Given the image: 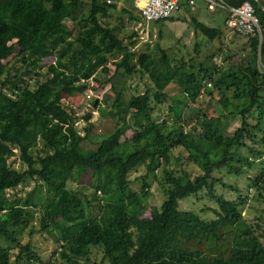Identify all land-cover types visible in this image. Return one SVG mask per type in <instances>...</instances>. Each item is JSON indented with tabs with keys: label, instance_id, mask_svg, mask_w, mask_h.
Segmentation results:
<instances>
[{
	"label": "trees",
	"instance_id": "16d2710c",
	"mask_svg": "<svg viewBox=\"0 0 264 264\" xmlns=\"http://www.w3.org/2000/svg\"><path fill=\"white\" fill-rule=\"evenodd\" d=\"M250 1L261 40L254 34L239 56L232 51L220 64L204 65L175 62L158 41L131 62L135 51L123 43L120 25L99 17L116 8L106 0H0V264L10 263L13 247L14 264H59L44 261L31 240L20 241L35 210L40 228L30 233L46 231L68 264H264L262 214L253 220L245 215L254 186L264 197V164L248 177V189L214 172L226 167L241 173L264 157V0ZM128 16L138 17L131 10ZM194 24L209 38L221 31ZM112 47L122 58L107 76L105 50ZM186 63L191 77L182 71ZM134 74L149 82L127 94L126 78ZM89 78L114 80L115 91L111 126L104 125L93 147L83 144L94 127L92 112L83 116L87 125L80 131L74 110L61 101L65 93L88 92ZM176 78L180 97L167 92L179 84ZM214 88L222 109L210 115L198 107L194 118H184L188 100L215 98ZM91 100L96 107L98 97ZM166 100L168 112L154 116ZM226 116L239 121L233 129ZM184 161L200 170L190 173ZM141 164L145 172L131 177ZM83 174L91 177L90 191L68 185ZM149 176L158 178L164 198L147 210ZM30 180L35 183L23 195H7ZM138 180L136 190L131 184ZM192 196L217 207L179 206ZM207 209L212 214L204 215ZM83 230L92 236L83 238Z\"/></svg>",
	"mask_w": 264,
	"mask_h": 264
},
{
	"label": "rangeland",
	"instance_id": "374dc122",
	"mask_svg": "<svg viewBox=\"0 0 264 264\" xmlns=\"http://www.w3.org/2000/svg\"><path fill=\"white\" fill-rule=\"evenodd\" d=\"M196 3L198 4V6L194 8L199 9V11H201L198 14V17L202 20H204V18L213 13L211 10L207 9L206 3L204 1L197 0ZM122 7H127V10L119 9L120 7L117 6V8H110L109 13L107 15H99V17L102 21H108L110 24L120 25L122 29L120 32V36H123V43L127 44L131 51H135V53L130 58L131 62L136 61L139 51H151L154 48V45L151 44L152 41H158L159 45L165 48L169 55L176 59L175 62H179L180 59H183L184 61H187V63L191 61L193 64L202 61L204 65L210 64L214 60L217 61L216 56L219 55L218 51L220 47L221 49H223L222 56L227 53L231 54L230 52L232 51H237L239 56L240 53H243L247 48V38L243 35H237L233 30H230L226 26L224 27L221 36H216L213 39H209L207 36H205L203 33H201L195 28L194 21L188 17L189 11L186 9H181L178 11L179 16H181L180 18H177L175 15H173L168 18H162V20L160 19L157 21H148L149 23H146V21L140 19L138 8L131 7L128 1H126V3L122 5ZM130 10L134 15H137L138 17L130 18L128 16V11ZM185 17L187 18L186 20H184ZM219 18L220 16H218V19ZM204 21L208 20L205 19ZM212 25L223 26V23L222 20L219 19L216 21V23L214 22V24ZM175 26H179L178 30H175ZM159 29L161 31V35L158 34ZM175 33L180 34V36L175 35ZM105 56L107 57V66L109 68L107 74L108 76L113 73V70L115 68V62L119 61L122 58V55L118 53L114 47H112L110 50H105ZM190 57H192V60H190ZM50 60V58H45L44 63H47ZM187 63L182 67V71L185 74L187 73V75L191 77ZM43 69L44 68H42V70ZM98 74L99 71L96 73V75ZM33 78L34 77L32 76V78L29 79L33 80ZM145 81H148L146 76L140 78L137 74H134L132 76L127 77L125 92L127 91L126 93L129 94L142 90L144 88L143 85ZM174 81L179 82L180 80L176 78L174 79ZM89 82L90 90H88V92L77 91L71 95L65 93L63 94L61 101L68 109L71 108L74 110L76 115L75 123L80 131H83V126L87 125V121L83 116L88 111L92 112V116L89 118V120L93 122L94 127L88 133L87 138L83 140V144L86 147H93L96 145V140L100 139L105 134L104 125L107 124L108 126H111V120L109 119L108 111L112 106L115 91L111 87V84L112 82L114 83V80H111L110 84V82L107 80H105V82H98L94 78H89ZM213 91L215 98L213 96L210 98V96L207 95V99L204 102H201L203 99L202 97H200L198 101H195L193 103L191 100H188L189 104H186L187 107L183 113L184 118H190V114H193L191 119L194 118L196 114L195 109L198 107H204L203 110L210 115L217 114L222 109V107H220L219 103L216 100V95L218 96L217 90L214 88ZM167 92L169 93V95H177V97H180V82L179 84L175 83V85L169 88ZM93 96H96L99 99V103L96 107L93 106L91 100ZM208 97L211 100H209ZM167 106L168 101L166 100V102L162 104L159 109L154 108L153 115H165L168 112ZM223 119L224 123L226 125H229L228 127H230V129H233V127H235L236 124L239 122L237 118L234 119L230 116H226ZM137 123H139V121H137ZM260 161H262V163H260ZM255 162L256 164H254L253 166H244L241 173L228 171L226 167L216 169L214 172L217 176H221L224 182L231 183L233 186L237 185L239 189H248L250 185L248 177L252 176V174L259 171L260 165L264 164V157L256 158ZM184 163H186L185 165L190 170V173H193L197 171V169H199L198 166L193 162L187 163L184 161ZM15 165L21 166L18 160L15 161ZM144 172L145 167L143 164H141L137 167V169L132 170L130 172V176L135 177V175H139ZM156 175L157 177L161 175L160 169L156 171ZM78 180V182L70 180L68 182V185L72 188L79 186L84 192L91 190V188H89L91 177L88 174H83L81 177H79ZM148 182L150 193L146 197L147 203L145 205L148 207L147 210H149L150 205H159L164 198V193L158 183V178L149 176ZM34 183V180H30L27 184H19L16 188L8 189L7 195H23L26 189L31 188ZM131 185L134 189L139 190L141 181H135ZM202 198L203 196H200L199 198L194 196L182 198L180 199L179 206L182 208H197L199 210H201L202 207H217L216 202L211 201L208 198ZM250 198V204L246 209L245 215L250 216L251 220H253L257 219L259 214H262V217L258 219L259 222L264 225V197L259 196V193L256 191L255 186L254 193L250 196ZM203 214H212V211L207 209L203 211ZM38 215V210H35V216L31 224H29L21 232L20 241L26 242L28 240H31L33 247L40 253L44 261L51 259L55 263L68 264L66 262H62L61 259L54 252L58 244L54 242V240L46 231L41 230V232L37 231L30 233L31 228H35L36 230L40 228ZM82 234L83 238L88 236L90 237L92 236V231L83 230L81 232V236ZM17 252L18 248L13 247L11 250L12 255L10 257L9 264H14V257ZM98 256V251L93 250L92 257Z\"/></svg>",
	"mask_w": 264,
	"mask_h": 264
},
{
	"label": "built area",
	"instance_id": "2783aa9c",
	"mask_svg": "<svg viewBox=\"0 0 264 264\" xmlns=\"http://www.w3.org/2000/svg\"><path fill=\"white\" fill-rule=\"evenodd\" d=\"M209 9L222 8L227 12L226 25L246 38L256 34L261 40V24L250 0L239 5H231L225 0H204ZM194 4L197 0H188ZM182 6V0H144L139 6V14L145 20H157L175 15ZM210 84V81H206Z\"/></svg>",
	"mask_w": 264,
	"mask_h": 264
},
{
	"label": "crops",
	"instance_id": "0c3cea01",
	"mask_svg": "<svg viewBox=\"0 0 264 264\" xmlns=\"http://www.w3.org/2000/svg\"><path fill=\"white\" fill-rule=\"evenodd\" d=\"M106 1H108V2H111V3H114V4H116V8H117V6L118 7H121L123 4H125L126 3V1H128L129 2V5L131 6V7H134V8H138V11L140 10V5L143 3V1L144 0H106ZM116 1V2H115ZM202 1H204V0H202ZM205 3H206V1H204ZM202 3V2H201ZM198 6V4L197 3H194V4H189V2H188V0H182V6H181V8L179 9V10H181V9H186V10H188L189 11V14H188V17L191 19V20H193L194 22L196 21V20H199V21H203V22H205V23H207V24H209V25H211V26H216V25H212V24H214V22L216 23V21L217 20H222V23H223V26H216V27H218V28H220L221 29V31L218 33V34H216L214 37H216V36H221L222 35V33H223V30H224V27L226 26L227 28H229L227 25H226V22H225V19H226V15H227V12L224 10V9H222V8H216V9H214V10H212V9H209L208 7H207V3H206V7H207V9L208 10H211L213 13L211 14V15H209V16H207L206 18H204V20L205 19H207L208 21H204V20H202L201 18H199L198 17V14L201 12V11H199V9H196V8H194V7H197ZM111 8H113V7H111ZM194 8V9H193ZM179 12H177L176 14H175V16L177 17V18H180L181 16H179V14H178ZM218 16H220V18L218 19ZM139 17H140V14H139ZM173 18H175V17H173ZM140 19H142L141 17H140ZM161 20H162V18H160ZM160 19H157V20H160ZM187 18L185 17V19L184 20H186ZM142 20H144V21H146V23H149L148 21H157V20H145V19H142ZM179 22V21H178ZM209 22V23H208ZM180 23H181V21H180ZM180 23H179V25H180ZM173 26V25H172ZM178 28H179V26L178 27H176L175 26V30L177 29L178 30ZM230 30H232L231 28H229ZM235 32V31H234ZM202 33V32H201ZM237 35H240V34H238L237 32H235ZM147 34H148V31H147ZM161 34V33H160ZM175 35H179L180 36V34H178V33H175ZM205 35V34H204ZM205 36H207V35H205ZM208 37V36H207ZM213 37V38H214ZM209 38V37H208ZM213 38H209V39H213ZM152 45H154V43H151ZM228 48V47H227ZM230 48V47H229ZM220 51V52H219ZM219 51H218V53H219V55L218 56H216L217 57V61H215V63L216 64H220L222 61H223V58L225 57V56H228V54L229 53H227V54H225L224 56H222V51H223V49H221V47L219 48ZM230 53H232V52H230ZM222 58V59H221ZM220 59H221V61H220ZM214 61H212V62H214ZM211 62V63H212ZM210 63V64H211Z\"/></svg>",
	"mask_w": 264,
	"mask_h": 264
},
{
	"label": "clouds",
	"instance_id": "9594fccd",
	"mask_svg": "<svg viewBox=\"0 0 264 264\" xmlns=\"http://www.w3.org/2000/svg\"><path fill=\"white\" fill-rule=\"evenodd\" d=\"M171 17V16H170Z\"/></svg>",
	"mask_w": 264,
	"mask_h": 264
}]
</instances>
